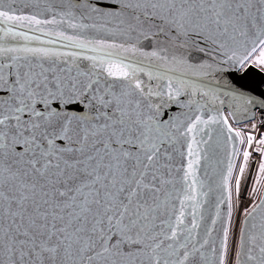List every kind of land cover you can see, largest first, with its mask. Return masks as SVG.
Wrapping results in <instances>:
<instances>
[{
	"label": "snow or ice",
	"instance_id": "1",
	"mask_svg": "<svg viewBox=\"0 0 264 264\" xmlns=\"http://www.w3.org/2000/svg\"><path fill=\"white\" fill-rule=\"evenodd\" d=\"M252 67L264 0H0V264H264Z\"/></svg>",
	"mask_w": 264,
	"mask_h": 264
},
{
	"label": "water",
	"instance_id": "2",
	"mask_svg": "<svg viewBox=\"0 0 264 264\" xmlns=\"http://www.w3.org/2000/svg\"><path fill=\"white\" fill-rule=\"evenodd\" d=\"M225 80L242 91L255 89V92H264V89L261 87L264 82V72L255 67L242 70L241 72H239V69H230L225 75ZM242 85L245 87H241ZM255 92L251 94L254 95Z\"/></svg>",
	"mask_w": 264,
	"mask_h": 264
},
{
	"label": "built area",
	"instance_id": "3",
	"mask_svg": "<svg viewBox=\"0 0 264 264\" xmlns=\"http://www.w3.org/2000/svg\"><path fill=\"white\" fill-rule=\"evenodd\" d=\"M242 70L241 69H239V72H241ZM261 87L264 89V82H263V84L261 85ZM248 190L250 191V186H249V188H248ZM247 199V197L245 196V200Z\"/></svg>",
	"mask_w": 264,
	"mask_h": 264
},
{
	"label": "bare ground",
	"instance_id": "4",
	"mask_svg": "<svg viewBox=\"0 0 264 264\" xmlns=\"http://www.w3.org/2000/svg\"><path fill=\"white\" fill-rule=\"evenodd\" d=\"M249 188V187H248Z\"/></svg>",
	"mask_w": 264,
	"mask_h": 264
}]
</instances>
